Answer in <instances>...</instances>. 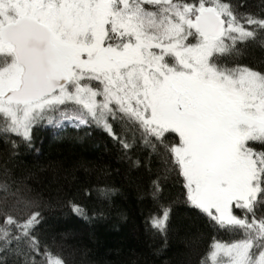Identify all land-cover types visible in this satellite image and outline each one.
Masks as SVG:
<instances>
[{
	"label": "snow or ice",
	"instance_id": "6c2138e0",
	"mask_svg": "<svg viewBox=\"0 0 264 264\" xmlns=\"http://www.w3.org/2000/svg\"><path fill=\"white\" fill-rule=\"evenodd\" d=\"M255 43L264 6L247 0H0V133L30 143L35 125L67 121L102 128L129 160L142 146L230 237L200 264H264V61L242 59ZM161 185L146 226L166 237ZM0 190V264H67L40 201L7 176Z\"/></svg>",
	"mask_w": 264,
	"mask_h": 264
},
{
	"label": "trees",
	"instance_id": "16d2710c",
	"mask_svg": "<svg viewBox=\"0 0 264 264\" xmlns=\"http://www.w3.org/2000/svg\"><path fill=\"white\" fill-rule=\"evenodd\" d=\"M247 3L253 12L264 6V0ZM242 59L264 61V46L250 44ZM129 155L102 128L42 122L30 143L0 133V181L7 176L40 201L44 235L55 240L67 264H200L214 238H230L186 203L183 178L154 153L141 146ZM155 180L171 206L166 237L146 226ZM105 187L115 189L111 198L99 194ZM3 195L0 190V200Z\"/></svg>",
	"mask_w": 264,
	"mask_h": 264
},
{
	"label": "rangeland",
	"instance_id": "374dc122",
	"mask_svg": "<svg viewBox=\"0 0 264 264\" xmlns=\"http://www.w3.org/2000/svg\"><path fill=\"white\" fill-rule=\"evenodd\" d=\"M63 124L75 127L73 124H71V123H69V122H67V121H65ZM63 124H61V125H63ZM209 264H211L210 261H209Z\"/></svg>",
	"mask_w": 264,
	"mask_h": 264
}]
</instances>
